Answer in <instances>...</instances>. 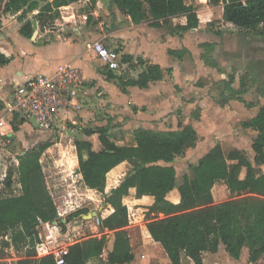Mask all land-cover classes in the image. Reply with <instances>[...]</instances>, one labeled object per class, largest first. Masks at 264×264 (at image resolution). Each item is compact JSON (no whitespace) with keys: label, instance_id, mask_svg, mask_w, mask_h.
<instances>
[{"label":"crops","instance_id":"crops-1","mask_svg":"<svg viewBox=\"0 0 264 264\" xmlns=\"http://www.w3.org/2000/svg\"><path fill=\"white\" fill-rule=\"evenodd\" d=\"M5 1L2 0L0 3V55L8 59L9 63L5 66H0V119L4 120L1 129L3 137L0 144H12L20 128H23L26 124L25 122H18V116L11 115L9 112V104L13 96L12 93L17 86L22 85L29 79L49 76L62 66L74 68L82 79L81 85L73 90L74 92L69 100V104L58 115L55 126L50 131H41L36 126L35 128L40 134L49 136L58 129H64L67 123L73 125L72 130H70V137L72 138V153L70 159L73 166L71 174L73 173L75 175L79 183L78 190L84 189L86 193L89 192L92 195L98 194L95 199L88 201L94 211L73 216L79 210H86V208L79 207V205H82L73 197V193H68L69 195L66 196H55L47 188L58 216L57 219L51 222H39L36 228L39 237L41 234L46 236L49 232L57 228L56 223L76 220L79 217L85 218L87 222L81 232L83 235L82 241L95 236L100 238L101 235L105 236L108 233L112 235L107 230L102 234L100 232V220L105 219L113 212L112 207L107 205L104 199L122 183L132 168L128 162H123L109 171L106 175L105 187L102 193L90 190L83 184L81 175L78 172V158L75 144L77 142H83L90 145L89 149H83L81 151V156L84 160L87 159L89 152H99L102 149V145L99 141L98 129L105 130L109 141L117 147H134L135 132L138 130L163 133L180 131L186 126H191L194 129L197 134V140L202 138L211 139V137L223 140L224 134L231 131V127L235 124L234 122L239 118L243 119L248 117L240 122L241 127L242 123L255 118L260 108L264 105L263 103L261 106H252L245 103L242 98L246 93L243 77L240 79L239 91H234L235 89L232 83L234 76L236 77L237 75H209L215 83L220 79L225 80L227 78V82L222 83L225 99L220 103L223 105V108L214 106L217 110L212 115L208 125L203 128V133L201 134L198 131V125L200 126L206 116L207 110L203 106L206 103L196 100L194 103L185 104L181 98L184 90H186V86H183V81L200 78L201 75H180L183 65L189 64L186 61L188 57L191 58V61L195 60L193 64H196L198 61L194 58L196 55L197 57L200 55L198 47L196 48V52H194L193 48L186 41V37L196 34L198 28L186 33L176 34L167 30L166 26L155 28L152 26V23L148 24L146 22L133 24L130 18L121 13L111 0H91L95 7L85 12H82L80 8L86 6L89 0H66L67 4L65 6L46 13L42 9L47 3L52 1L47 0L45 2H38L35 9L27 11L25 14H21L20 12L15 14L4 13L3 6ZM106 1H109L110 5L113 4V7L111 10L103 9L102 11ZM101 17H103L102 20H100ZM105 18L111 20V29L107 32H104V28H109V23L104 20ZM185 22V17L171 18L169 26L184 25ZM27 24H30L32 29L30 38L23 37L20 31ZM228 25L232 26L229 23ZM95 41H101L107 48L133 59L131 62H125L127 68L124 72L120 74L111 72L115 75V78L112 80L107 79V73L110 71L103 67L102 63L91 51L86 49V44ZM158 42L164 45L161 50L157 48ZM205 43L212 46V49L209 51L214 49L216 51L222 47L219 41H208L202 43L201 48ZM184 49L187 53L182 58L168 54V51H181ZM225 50L227 49L225 48ZM202 55L203 53L201 57ZM160 56H163L165 59L170 57L171 62L167 65L161 64ZM138 59L143 62V66L137 64ZM209 61L212 65L209 66L210 69L216 73V62L213 59H209ZM93 62L95 66L91 67ZM150 65H156L160 68L162 71L161 80L150 82L143 89L132 86H125V88L119 87L122 84L120 79L128 81L125 77L128 76V72L134 66L141 67L137 77L130 79L136 81L143 70ZM214 73L210 71V74ZM102 86H105V88ZM181 89L183 90L180 91ZM174 94L177 95L178 110L175 112L168 111L164 114L162 105L165 100L162 96H174ZM261 98H264V94H261ZM144 104H147L148 107L144 108ZM195 105L200 110V114L196 118L197 120L199 118V122L190 123L188 120L189 115L185 114V112L179 115L186 107H188L187 110H190L189 108H194ZM118 106L124 107L125 116L120 119H114L112 110ZM104 107H107V109H104ZM104 112L112 115L105 118L102 116ZM222 114H224L225 118L221 123L218 121V117ZM110 119L113 120L110 121ZM218 125L222 126L224 133H221L216 128ZM241 131L237 136L245 137L247 142H249L248 149H243L246 153L237 147L231 148L228 153L235 150L245 154L251 167L254 168L255 154L252 151V144L258 133L252 128L243 129L241 127ZM46 143L50 144L46 149L49 150L52 144L50 142H44L42 144ZM35 148L34 146L26 151L14 154L17 157L23 156L26 152ZM46 150L40 154L39 163L41 168L43 162L41 156ZM222 151L223 153L226 152L224 150ZM16 163L18 166V162ZM233 163L227 161L228 165ZM158 165H163V163L159 162ZM8 168L10 167L5 166L2 168L0 163L1 182ZM245 170L244 168L242 169V171ZM262 171L264 172V168ZM244 177L240 176L239 178L242 180ZM219 183L226 187L224 181H216L213 187ZM165 200L172 204H178L180 202V195L176 187L166 194ZM78 203L79 205H76ZM121 203L127 209L128 225L125 230L133 255V260L126 264H169L163 248L159 243L152 240L146 227L145 215L148 208L153 205L154 198L152 196H141L138 198L136 197V190L130 188L128 194L122 197ZM92 213H95V216H92ZM89 217L91 218L89 219ZM157 217L162 218L163 216L158 214ZM5 241L10 243L6 238ZM106 241L107 244L103 253L100 256L89 259L87 264L108 263V253L112 250L113 246V235L111 240L106 236ZM25 247L27 252L28 247L26 245ZM243 249H246V258L242 257V260H239V257L236 260L228 256L224 246L219 244L216 253L203 254L202 264H258L264 262V258L258 259L255 263L249 262L248 250L247 248ZM180 264H193V262L184 253H181Z\"/></svg>","mask_w":264,"mask_h":264},{"label":"trees","instance_id":"trees-1","mask_svg":"<svg viewBox=\"0 0 264 264\" xmlns=\"http://www.w3.org/2000/svg\"><path fill=\"white\" fill-rule=\"evenodd\" d=\"M2 0H0L1 3ZM47 0H6L4 13H21L32 11L38 2ZM117 9L128 16L133 24L150 20L153 27L167 26L176 34L197 29L199 21L193 6L184 0H111ZM213 5L223 4L222 19L232 26L247 31H256L264 37V0H210ZM66 0H52L42 11L50 13L65 6ZM185 17L184 25L169 26L171 18ZM25 38H30V24L20 30ZM202 60L211 65L206 52L212 49L210 44H203ZM187 51H168L170 56L182 58ZM123 62H131L129 56H123ZM9 60L0 55V66ZM137 64L143 66L138 59ZM212 66V65H211ZM115 78L107 73V79ZM121 78V77H120ZM162 71L156 65L147 66L136 81L121 83L124 86L146 88L148 83L159 81ZM18 122H23L17 119ZM243 129L252 128L258 133L253 141L254 164L264 165V105L257 116L242 123ZM16 129V127H15ZM102 149L89 152L87 159H82L81 151L89 149L88 143L75 144L78 158V172L83 184L90 190L102 193L106 175L123 162L131 165L122 183L104 202L113 209L112 214L100 220V231L107 230L113 235L112 250L108 253L107 264H126L133 260L126 233L128 225L127 209L122 205V197L130 188L136 190V197L152 196L154 203L145 215L146 227L152 240L163 248L169 264H180V255L189 258L193 264L203 263L204 253H216L219 244L233 259L240 257L243 248L248 250V260L255 263L264 258V172L256 177L245 154L231 151L224 155L216 145L195 166L190 167L191 179L184 176L177 185L176 172L171 164L183 153L193 148L197 134L191 126L175 132H152L138 130L135 132L134 147H117L109 141L105 130L98 129ZM50 144H42L37 149L17 157V183L20 193L17 195L0 194V233L16 227L13 236L16 243L23 242L27 247L25 259L17 264H56L52 256L37 258L35 247L39 243L36 230L39 222H51L57 219V211L48 193L41 165L40 154ZM228 162H234L231 165ZM162 162L163 165H158ZM246 169L244 179L239 175ZM14 171L8 168L2 181L3 188L11 190ZM216 181H224L233 199L214 204L211 189ZM177 188L180 202L172 204L165 196ZM79 210L73 216L87 214ZM161 214L163 217L158 218ZM106 237H91L69 247L63 256L64 264H87L91 258L100 256L106 248Z\"/></svg>","mask_w":264,"mask_h":264},{"label":"rangeland","instance_id":"rangeland-1","mask_svg":"<svg viewBox=\"0 0 264 264\" xmlns=\"http://www.w3.org/2000/svg\"><path fill=\"white\" fill-rule=\"evenodd\" d=\"M184 1L187 5H192L195 8L196 15L199 20V26H201V28L198 26V32H196V34L186 37V41L189 46L193 48L194 52H196V48L198 47L200 55L199 57H197V55L194 57L198 60L196 64H193L195 60L191 61V58L188 57L186 61H188L189 64L183 65L184 68L182 67L180 75L201 76L200 78H195L193 80L183 81V86H186V90H184L181 98L185 104L194 103L196 100L206 103L203 105L207 110L206 116L200 126L198 125V131L202 134L203 128L208 125L212 115H214V112L217 110L214 106L223 108V105L220 103L225 99L222 83L227 82V78L225 80L220 79L217 83H215L209 75H237L236 77L234 76V81L232 83V86L235 89L234 91H239L240 79L243 77L244 82H242L244 83L246 93L242 98L245 103L252 106H261V104L264 103V98H261V94H264V37H259L256 31L239 29L234 26H229L228 23L224 22L221 18L223 4L213 5L210 3V0ZM78 5L80 6V4ZM93 7H95V5H93V2L89 0V3L80 8V10L85 12L94 9ZM112 7L113 4L110 5L109 1H106L102 11L103 9L111 10ZM106 18L104 20L109 23V28H104V32L110 31L111 29V20H107ZM102 19L103 17L100 18V20ZM145 22L148 24L151 23L150 20ZM166 28L167 30H170L169 27L166 26ZM208 41H219L220 44H222V47L218 50L215 51L214 49L206 52L207 58L213 59L217 64L215 70L216 73H214V71L210 69V67L201 59V54L205 52L201 48V44ZM163 47V44L160 42L157 43V48L159 50ZM225 48L227 50H225ZM169 58L170 57H167L165 59L163 56H160L161 64H169L171 62V59ZM197 64L198 66H196ZM92 66H95L94 62L91 64V67ZM140 70V66H134L131 71L128 72L129 74L125 77V79L129 81L131 78H136ZM210 71L214 74H210ZM102 87L105 88V86ZM119 87L125 88L123 84ZM107 90L110 92L109 89ZM182 90L183 89L180 91ZM176 96V94H174V96H162L165 100L162 105L164 114L168 111L175 112L178 110ZM144 105V108L148 107L147 104ZM187 108L188 107L183 109L179 115H181L182 112H185V114L189 115L188 120L190 123L199 122V118L198 120L196 119L200 114V110L197 106L195 105L194 108H189L190 110H187ZM104 109H107V107H104ZM112 112L114 119H120L125 116L124 107L122 106L116 107L112 110ZM109 115L111 116L112 114H106L105 112L102 114L105 118ZM224 118L225 116L222 114L218 117V121L221 122ZM247 118H239L236 122H234L235 124L231 127V131L224 134L223 140L215 137H211V139H198L193 148L187 149L183 155L179 156L171 164L176 171L177 185L182 183L184 176H188L189 179H191L190 167L196 165L199 159L216 144H218L222 150L226 151L224 153L225 156H227L228 151L233 147H237L243 152V149H248L249 142H247L246 138L237 136L242 132L240 122ZM111 120L113 119H110V121ZM72 128L73 125L67 123L64 129H58L48 136L37 132L34 122L31 121L30 123H26L23 128H20V131L12 144H0V163L2 168L5 166L10 167L15 173L13 186L9 191L3 188L0 180V194L17 195L20 193V186L17 183L18 178L16 174L17 156H15L14 153L26 151L34 146L36 147L35 149L39 150L42 143L50 142L52 144L51 148L46 150L41 156L43 159L42 170L44 172L48 190L55 196H66L69 195L68 193H73V197L80 202L82 206H80L79 203L76 205L86 208L87 211L93 212L94 209L90 206V202L88 201L95 199L98 194L92 195L89 192L86 193L84 189L78 190L79 183L75 175H73V173L71 174L73 166L70 159L72 153V138L70 137V130H72ZM216 128L221 133H224L222 126L218 125ZM263 166L264 165H255V167L252 168L255 176L260 175L263 172ZM240 174L241 175H239V177H244L246 170L242 171ZM211 195L214 204L225 202L234 198V196L230 195L226 187L221 183L216 184L213 187ZM17 231L18 228L13 227L3 233H0V264H17L18 261L25 259L27 252L24 243H16L13 241V236ZM103 232H101V234ZM106 236H108L110 240L112 239L111 234L108 233L105 237ZM5 238H7L10 243L6 242ZM246 254V249H243L239 260H242V257L246 258ZM258 264H264V262Z\"/></svg>","mask_w":264,"mask_h":264},{"label":"built area","instance_id":"built-area-1","mask_svg":"<svg viewBox=\"0 0 264 264\" xmlns=\"http://www.w3.org/2000/svg\"><path fill=\"white\" fill-rule=\"evenodd\" d=\"M86 49L110 72L120 74L127 68V64L122 60L123 55L107 48L101 41L86 44ZM81 83L80 75L70 66L59 67L49 76L29 79L14 89L9 112L25 123L33 121L41 131H50L55 126L60 112L69 104L73 90ZM3 124L4 120L0 119V141L3 137ZM86 223L83 217L56 223L57 228L48 235L38 236L35 256H52L56 264H64L63 256L68 253L69 247L82 242L81 232Z\"/></svg>","mask_w":264,"mask_h":264},{"label":"water","instance_id":"water-1","mask_svg":"<svg viewBox=\"0 0 264 264\" xmlns=\"http://www.w3.org/2000/svg\"><path fill=\"white\" fill-rule=\"evenodd\" d=\"M92 216H95V213H92ZM92 216H91V217H92ZM91 217H89V219H90Z\"/></svg>","mask_w":264,"mask_h":264}]
</instances>
